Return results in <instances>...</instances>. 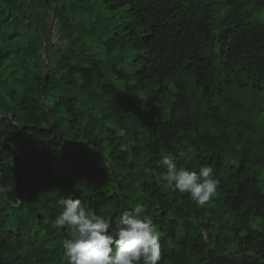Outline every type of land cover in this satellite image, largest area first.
<instances>
[{"label": "trees", "instance_id": "1", "mask_svg": "<svg viewBox=\"0 0 264 264\" xmlns=\"http://www.w3.org/2000/svg\"><path fill=\"white\" fill-rule=\"evenodd\" d=\"M53 2L43 80L49 1L0 0V264H67L68 194L145 206L160 264H264V0ZM165 156L217 195L166 187Z\"/></svg>", "mask_w": 264, "mask_h": 264}, {"label": "clouds", "instance_id": "2", "mask_svg": "<svg viewBox=\"0 0 264 264\" xmlns=\"http://www.w3.org/2000/svg\"><path fill=\"white\" fill-rule=\"evenodd\" d=\"M120 135H124L123 130ZM121 150L128 148L122 145ZM160 164L166 167L160 175L166 187L187 193L197 205L203 206L217 195L220 181L210 165H201L197 173L177 166L167 156ZM16 203L23 202L17 199ZM57 206L62 211L52 226L70 233L69 238L61 241L67 264H160V233L140 203L122 211L115 223L112 218L98 215L81 199H73L72 194L60 198Z\"/></svg>", "mask_w": 264, "mask_h": 264}, {"label": "water", "instance_id": "3", "mask_svg": "<svg viewBox=\"0 0 264 264\" xmlns=\"http://www.w3.org/2000/svg\"><path fill=\"white\" fill-rule=\"evenodd\" d=\"M48 1L50 3V9H49V12H48V15H47V20H46V25H45V30H44L43 46H42V50H41V52L39 54V61L43 65V74H42V79L43 80L46 78V74H47V64H46V60H45V54H46L50 39L52 37L53 20H54V13H55V5H54L53 0H48ZM42 87L40 89L41 92H42ZM40 95L42 97V93ZM42 101H43L45 112L48 115L47 105H46L43 97H42ZM4 119H9L11 124L16 127V124L14 123L11 115H2V116H0V122L2 120H4ZM21 164H22L21 165V169H22L23 165H24L22 160H21ZM17 177H16V179H17Z\"/></svg>", "mask_w": 264, "mask_h": 264}, {"label": "rangeland", "instance_id": "4", "mask_svg": "<svg viewBox=\"0 0 264 264\" xmlns=\"http://www.w3.org/2000/svg\"><path fill=\"white\" fill-rule=\"evenodd\" d=\"M126 72L129 73V72H131V70L128 69V68H126ZM115 87H116L117 89L121 90V89L123 88V84H122L121 82H116V83H115ZM253 228H254V229H258V228H259L258 223H255V224L253 225Z\"/></svg>", "mask_w": 264, "mask_h": 264}]
</instances>
